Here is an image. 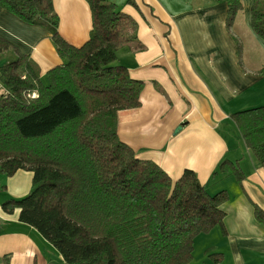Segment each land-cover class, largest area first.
I'll return each mask as SVG.
<instances>
[{
  "label": "trees",
  "instance_id": "trees-1",
  "mask_svg": "<svg viewBox=\"0 0 264 264\" xmlns=\"http://www.w3.org/2000/svg\"><path fill=\"white\" fill-rule=\"evenodd\" d=\"M224 1L230 29L244 5ZM87 2L90 37L75 46L60 33L53 0H0L22 21L47 29L63 59L42 76L29 55L0 37V55H9L0 66V173L34 172L30 192L3 209L20 208V221L69 264H190L199 234L217 225L226 232L222 206L229 193H210L191 169L174 180L120 138L119 112L141 105L144 81L117 63V53L127 45L145 46L132 15L109 0ZM252 26L264 40V0H253ZM232 118L264 168V105ZM218 172H232L241 183L245 177L228 160ZM254 214L264 224L256 204ZM3 260L10 264L9 255Z\"/></svg>",
  "mask_w": 264,
  "mask_h": 264
},
{
  "label": "crops",
  "instance_id": "crops-1",
  "mask_svg": "<svg viewBox=\"0 0 264 264\" xmlns=\"http://www.w3.org/2000/svg\"><path fill=\"white\" fill-rule=\"evenodd\" d=\"M53 1L62 36L83 45L93 24L87 0ZM109 1L137 20L145 46L127 45L117 53V63L144 81L141 105L119 112L120 138L174 180L191 169L210 193H229L222 206L226 232L217 225L199 234L190 264H264V224L254 214V204L264 210V168L232 118L264 105V40L252 26L253 0H242L230 29L224 0ZM0 37L29 55L42 76L63 63L47 29L2 6ZM240 39L250 40L251 49ZM8 59L0 55V66ZM225 160L240 165L242 183L232 172L214 174ZM33 179L34 172L24 169L11 177L0 173V264L7 255L10 264H69L37 229L20 221V208L3 209L6 201L26 196Z\"/></svg>",
  "mask_w": 264,
  "mask_h": 264
},
{
  "label": "rangeland",
  "instance_id": "rangeland-1",
  "mask_svg": "<svg viewBox=\"0 0 264 264\" xmlns=\"http://www.w3.org/2000/svg\"><path fill=\"white\" fill-rule=\"evenodd\" d=\"M118 1L120 2L121 0H118ZM239 38H240V36H239ZM240 40L242 41V39H240ZM243 40L244 41H242V42H244V45L246 46V48L251 49V46H252L251 41L248 39H243ZM239 44H241V43H239ZM0 92H1V89H0Z\"/></svg>",
  "mask_w": 264,
  "mask_h": 264
}]
</instances>
